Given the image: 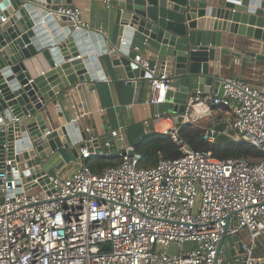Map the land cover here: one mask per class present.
<instances>
[{
  "label": "built area",
  "instance_id": "obj_1",
  "mask_svg": "<svg viewBox=\"0 0 264 264\" xmlns=\"http://www.w3.org/2000/svg\"><path fill=\"white\" fill-rule=\"evenodd\" d=\"M103 3L111 6L110 0ZM55 13L66 16L75 29L89 28L80 7L61 5ZM134 61L148 67L146 58L137 55ZM220 84L215 96L190 99L183 121L189 122L199 102L204 113L210 111L208 102L222 106L231 111L234 141L264 153V91L236 76ZM168 88L165 74L151 79L147 103L166 102ZM81 108L68 122L76 124L90 113ZM12 122L17 118L0 115V133ZM123 128L111 135L122 139ZM178 129L168 133L179 157L159 156L148 168L139 166L141 156L126 145L117 165L94 173L83 162L92 157V137L90 146L79 149L82 161L69 174L31 177L39 166L19 170L17 162L5 158L0 164V264H264L259 248L264 236V157L254 162L218 160L191 149L178 137ZM217 134L213 127L205 128L203 138L214 142ZM8 148L6 141L3 149ZM98 155L108 156L103 151ZM59 161L67 165L60 155ZM241 230L248 240L219 249L223 236L232 238ZM225 250L233 254L225 256Z\"/></svg>",
  "mask_w": 264,
  "mask_h": 264
},
{
  "label": "water",
  "instance_id": "obj_2",
  "mask_svg": "<svg viewBox=\"0 0 264 264\" xmlns=\"http://www.w3.org/2000/svg\"><path fill=\"white\" fill-rule=\"evenodd\" d=\"M207 1L110 0L118 27L111 43L100 30L75 29L66 16L55 13L61 5L73 6L72 0H0V115L7 120L17 118L6 133H0V164L10 158L19 170L28 171L42 166L60 149L68 150L73 159L77 149L89 145L91 136L79 121L51 129L47 120L53 117L50 106L58 105L62 92L80 83L95 86L103 80L99 57L107 53L113 64L123 66L136 94L141 85L149 87L151 79L166 75V114L173 115L180 127L190 99L215 95L223 80L220 55L264 59V30L235 24L237 19H246L264 29V0H220L219 5ZM215 17L221 20H208ZM136 33L150 40L153 56L147 68L134 61ZM38 54L49 69L32 77L25 61ZM213 128L218 133L216 143L234 141L235 132L227 122ZM75 130L78 134L73 136ZM6 141L7 152L3 149ZM108 147L95 139L89 151L97 156L108 152ZM45 173L40 170L31 177ZM240 238L249 239L245 230L232 238L223 236L219 249L227 243L240 246ZM230 254L233 252L224 251L225 256Z\"/></svg>",
  "mask_w": 264,
  "mask_h": 264
},
{
  "label": "crops",
  "instance_id": "obj_3",
  "mask_svg": "<svg viewBox=\"0 0 264 264\" xmlns=\"http://www.w3.org/2000/svg\"><path fill=\"white\" fill-rule=\"evenodd\" d=\"M219 1L208 0L207 4L219 5ZM72 5L81 8V18L90 28L100 30L107 42H115L118 27L115 24V11L111 6L107 7L103 0H72ZM208 20L221 19L215 17L213 19L208 18ZM235 24L254 30H264L257 27V23H250L246 19H237ZM47 31L50 34V30ZM132 43L136 46L138 56L148 60L152 58L153 52L149 46V39L136 33ZM219 60V70L222 78L236 76L251 86L264 91V59H245L244 56L237 59L231 55H220ZM25 62L32 77L38 76L49 69L46 59L41 54ZM99 64L103 80L96 82L95 86L90 83L71 86L60 94L58 105L50 106L53 117L50 118L49 116V119L47 118V124L51 129L75 118L77 109L82 107L81 109L90 112L88 115L79 118L82 129L89 133L92 138L97 139L100 146H105L109 142L108 152L103 151V153L108 154L106 158H115L119 157L124 146H132L143 135L152 132L166 133L177 127L174 116L166 114L168 98L166 102L158 105L148 104V87L141 85L136 94L132 82L130 83L126 77L123 66L113 64L112 56L108 53L103 54L99 57ZM220 89L221 84L215 89V95L220 92ZM207 104L210 107L208 113L202 111L204 105L201 102L196 104L194 112L191 113L192 115L190 114L189 123L205 126L212 118L216 119L218 117L215 123L224 121L230 126L232 114L229 109L215 106L211 102ZM58 106L60 109H58ZM199 115L200 118H198ZM119 126L124 127L122 139L111 135V132ZM72 134L76 136L78 132L75 130ZM110 140H115L117 143L112 144ZM77 150L79 151V149ZM55 154L57 164L52 170H48V173L63 171L69 174L82 161L78 156L71 159L69 151L66 149H60L53 155ZM59 155L66 160L67 165L63 166L60 163ZM103 157L105 158V156ZM85 161L83 160V162ZM39 170L44 169L40 166ZM260 247L264 248V236L259 239ZM262 250V253H264V249Z\"/></svg>",
  "mask_w": 264,
  "mask_h": 264
},
{
  "label": "trees",
  "instance_id": "obj_4",
  "mask_svg": "<svg viewBox=\"0 0 264 264\" xmlns=\"http://www.w3.org/2000/svg\"><path fill=\"white\" fill-rule=\"evenodd\" d=\"M218 120L213 119L205 126H197L191 123H185L179 127L177 135L191 149L206 151L218 160H227L232 158H245L250 162L258 161L264 157V153L255 147L249 146L245 142L232 141L227 144H218L204 140L205 128L213 127ZM134 152L141 156L140 167L148 168L154 166L159 156L165 159H174L179 157L178 146L171 140L170 134L166 133H148L143 135L138 142L133 145ZM120 162L119 157L104 158L97 155L92 156L85 161L86 165L94 172L99 173L105 167L115 166Z\"/></svg>",
  "mask_w": 264,
  "mask_h": 264
},
{
  "label": "rangeland",
  "instance_id": "obj_5",
  "mask_svg": "<svg viewBox=\"0 0 264 264\" xmlns=\"http://www.w3.org/2000/svg\"><path fill=\"white\" fill-rule=\"evenodd\" d=\"M192 115V114H191ZM56 159H57V156L56 154L55 155H52L50 156L46 162L43 163L42 167L43 169L45 170V172H47L48 170H52L55 166H56ZM261 249H264V248H261ZM263 252V250L261 251Z\"/></svg>",
  "mask_w": 264,
  "mask_h": 264
}]
</instances>
